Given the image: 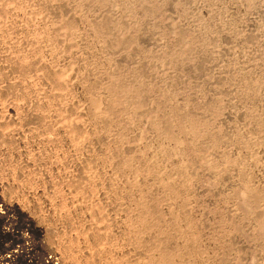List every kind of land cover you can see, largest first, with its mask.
<instances>
[{"label": "rangeland", "instance_id": "374dc122", "mask_svg": "<svg viewBox=\"0 0 264 264\" xmlns=\"http://www.w3.org/2000/svg\"><path fill=\"white\" fill-rule=\"evenodd\" d=\"M68 1L0 0V263L158 264L166 245L168 264H264V0ZM104 12L110 26L100 28ZM107 66L127 86L141 84L144 106L110 109L104 128L89 99L105 98L98 71ZM171 104L205 120L214 137L190 160L184 202L146 171L155 157L178 178L150 122ZM134 182L158 199L162 228L173 210L197 235L135 234ZM246 182L261 190L258 206L242 196Z\"/></svg>", "mask_w": 264, "mask_h": 264}, {"label": "bare ground", "instance_id": "6f19581e", "mask_svg": "<svg viewBox=\"0 0 264 264\" xmlns=\"http://www.w3.org/2000/svg\"><path fill=\"white\" fill-rule=\"evenodd\" d=\"M61 1V0H60ZM68 1V0H67ZM75 1V0H74ZM73 1V2H74ZM77 2H79L81 4V2L83 0H76ZM85 1V0H84ZM95 6L97 7H100V8H104L106 6V4H108V0H90ZM69 2V1H68ZM66 2V3H68ZM54 3V2H53ZM65 3V2H64ZM71 3H72V0H71ZM52 4V3H51ZM57 4V3H56ZM88 4V3H87ZM55 5V4H53ZM52 5V6H53ZM61 5V4H60ZM79 5V4H78ZM74 6V5H73ZM77 6V5H76ZM85 6L89 7V5H86ZM108 6V5H107ZM56 8H59L58 6L55 5ZM63 7V6H62ZM81 7V6H79ZM79 7H77L76 9H78ZM83 7V5H82ZM128 7V5H127ZM153 7V6H152ZM155 7V6H154ZM72 9V7H70ZM110 8V7H109ZM55 9V8H54ZM62 9V8H61ZM86 9V8H85ZM89 9V8H88ZM95 9V8H94ZM93 9V10H94ZM70 10V9H69ZM79 10V9H78ZM83 10V9H82ZM92 10V8H91ZM97 10H99L97 8ZM93 11V14L94 12H100V11ZM153 10V9H152ZM155 10V9H154ZM57 11V9H56ZM106 11H109V10H106ZM84 12V11H83ZM86 12V11H85ZM91 12V11H90ZM103 11H101L102 13ZM80 13V12H78ZM99 13V14H101ZM110 12H108L106 14V12H104L105 15H103L104 17L106 16L107 18L102 20L100 22V25L101 26L100 28L102 27H105V26H110ZM146 13V12H145ZM77 16V13H75ZM84 14V13H83ZM88 14V13H87ZM86 14V15H87ZM98 14V13H96ZM95 14V15H96ZM71 15V14H70ZM81 15V14H80ZM85 15V14H84ZM100 16L101 18L103 16ZM79 16V15H78ZM92 16V15H91ZM119 16V15H118ZM85 18V17H84ZM87 18V17H86ZM95 19V18H94ZM68 20V19H67ZM74 21V19H72ZM80 20V19H79ZM98 20V19H97ZM115 20V19H114ZM63 21V20H62ZM61 21V22H62ZM70 21V19H69ZM82 21V20H81ZM80 21V22H81ZM89 21V19H88ZM92 21V20H91ZM95 21V20H94ZM118 21V20H117ZM115 22V21H114ZM120 22V21H119ZM69 23V22H68ZM72 23V22H71ZM70 23V24H71ZM85 23V21H84ZM98 23V22H97ZM96 23V24H97ZM113 23V22H112ZM74 24V23H72ZM91 24V23H90ZM118 24V23H117ZM116 24V25H117ZM67 25V24H66ZM89 25V24H87ZM112 25V24H111ZM115 25V26H116ZM63 26V25H62ZM84 26V25H83ZM92 26V25H91ZM98 26V25H97ZM114 26V25H113ZM118 26V25H117ZM136 26V25H135ZM86 27V24L85 26ZM88 27V26H87ZM90 27V26H89ZM125 27V26H124ZM127 27V26H126ZM65 28V26H64ZM67 28V26H66ZM122 28V27H121ZM130 28V27H129ZM137 28H139L137 26ZM136 28V29H137ZM68 29H69V26H68ZM86 29V28H85ZM84 29V30H85ZM106 29V28H104ZM118 29V28H117ZM72 30V29H71ZM75 30V29H74ZM91 30V29H90ZM93 30L96 32V30H98V27H93ZM93 30H91V32H94ZM116 30V29H115ZM122 30H124L122 28ZM127 30V29H126ZM124 30V31H126ZM130 30V29H129ZM139 30V29H138ZM69 32H71L70 30H68ZM67 31V32H68ZM114 31V30H113ZM121 32V36L119 35V38L117 39V43L119 44H123L124 40L126 39V36L124 33L128 32V30L126 32ZM73 32V30H72ZM138 32V31H137ZM98 33V32H97ZM96 33V34H97ZM112 33V32H111ZM134 33V31H133ZM93 34V33H92ZM104 34V33H103ZM103 34L101 36H103ZM106 34V33H105ZM104 34V36H105ZM119 34V33H118ZM138 34V33H137ZM91 35V34H90ZM107 35V34H106ZM130 35V34H129ZM176 35V33H175ZM100 36V37H101ZM109 36V34H108ZM195 36V35H194ZM202 36V35H201ZM92 37V36H91ZM106 37V36H105ZM136 37V35H135ZM176 37V36H175ZM99 38V37H98ZM128 38V37H127ZM106 39V38H105ZM134 39V38H133ZM132 39V40H133ZM98 40V39H97ZM101 40V39H100ZM99 40V43H101ZM129 40L131 41V39L129 38ZM128 40V42H130ZM232 40V39H231ZM107 41V39H106ZM206 41V40H205ZM108 42V41H107ZM132 42V41H131ZM197 42V41H196ZM202 42V41H201ZM125 43V42H124ZM136 43V42H135ZM193 43V37L188 40L187 42H185V45L183 47V51L186 53L188 47L190 46V44ZM102 44V43H101ZM103 45V44H102ZM192 46V44H191ZM121 47V46H120ZM125 48V47H124ZM193 48V47H192ZM129 49V48H128ZM128 49L125 50L128 52ZM133 49V48H132ZM136 49V48H135ZM189 50V49H188ZM123 51V52H125ZM130 51V50H129ZM122 52V54H124ZM182 52V53H184ZM129 53V52H128ZM127 53V55H128ZM179 53V52H178ZM172 54V53H171ZM174 54V53H173ZM176 54V53H175ZM108 55V54H107ZM179 55V54H177ZM177 55H176V58H177ZM182 56V54H181ZM184 56V54H183ZM106 57V56H104ZM107 59V58H106ZM183 60V59H182ZM190 60V59H189ZM108 62L106 63H109L110 64V58L108 57L107 59ZM193 61V60H192ZM100 62V61H99ZM190 61H187V63H189ZM191 63V62H190ZM189 63V65H190ZM95 64H96V61H95ZM103 64V63H102ZM181 64V63H180ZM194 65V64H193ZM93 66V65H92ZM95 66V65H94ZM99 66V65H98ZM182 66V65H181ZM184 67V66H183ZM192 67V65H191ZM100 69V67H99ZM134 69V68H133ZM93 70V69H92ZM55 72V71H53ZM92 72V71H91ZM100 72V74L103 76L102 79H104V82L102 84V90H103V93H105L104 95L105 98H102V97H97L98 96V92H97V96L96 97H93V98H90L89 99V104H90V109H91V113H92V116H93V120L95 122H100L104 125V128L105 126H109L110 125V109L114 111H116L115 109H121L122 111L126 110V109H130V103L132 104V109L135 110V111H139V109L142 108L143 103L144 101H142L141 99V95H139V93L141 91H143V89L141 90V84L137 85V86H134V87H129L126 85L127 82H124L123 81V78L121 76H117L118 74L114 75L113 73L110 72V67H104L102 70L98 71V73ZM97 73V74H98ZM132 73V72H131ZM86 74V73H85ZM92 74V73H90ZM89 75V73H88ZM87 75V77H88ZM100 75V76H101ZM91 76V75H90ZM99 76V77H100ZM132 76V75H130ZM84 78V76H82ZM134 77V76H133ZM69 78V77H68ZM81 78V77H80ZM98 78V77H97ZM56 79L57 80H62L61 79V75H58L56 76ZM71 79V78H70ZM93 79V77H92ZM84 80H87L86 77L84 78ZM95 80V79H94ZM98 80V79H97ZM102 81V80H101ZM60 82V81H59ZM79 82V81H78ZM86 82V81H85ZM94 82V81H93ZM96 82V81H95ZM99 81H97V84H98ZM74 83V82H73ZM83 83V82H82ZM87 83V82H86ZM90 83V82H89ZM100 84V83H99ZM98 84V85H99ZM80 85V84H79ZM84 85V84H83ZM88 85V84H87ZM92 85V84H91ZM90 85V86H91ZM96 85V84H95ZM101 85V84H100ZM61 86V85H60ZM131 86V85H130ZM84 88H87L89 87L84 85L83 86ZM94 87V86H93ZM97 87V86H96ZM99 87V86H98ZM143 87V85H142ZM144 88V87H143ZM250 88V87H249ZM148 89V88H147ZM93 90V88L91 89V91ZM101 90V91H102ZM141 90V91H140ZM150 90V89H149ZM166 90V89H165ZM87 91V90H86ZM98 91V90H97ZM147 91V90H146ZM150 92V91H149ZM89 93V91H88ZM145 93V92H144ZM147 93V92H146ZM93 94V93H92ZM96 95V94H95ZM101 95H102V92H101ZM144 95V94H143ZM166 97V96H165ZM144 98V97H142ZM167 99V98H166ZM131 101V102H130ZM167 101V100H166ZM177 102V101H176ZM158 103V102H157ZM162 103V102H161ZM174 103V102H173ZM156 104V103H155ZM166 104V103H165ZM88 105V104H87ZM168 105V104H167ZM169 107H171V110H170V113H167L169 115H163V116H160L159 114H155L151 119H150V122H151V126L152 128L155 130V132L161 136L167 143L168 145L167 146H162L161 144V150L160 152L162 153L163 157L168 160L171 164V167H172V170L175 172V174H177L178 178L177 177H170L168 175V172H162L160 171V163H158V161L156 160V158H152L150 159L148 162H146V171H147V174L150 176H152L154 179H155V187L157 188H160L162 190H164L167 194H169L170 196H172L174 198V200H176L177 198H179L180 202H184L185 198H183L181 195H179V191L185 189V190H188L190 187H189V184L186 182L185 183V176H186V170H187V167L189 165L190 160H193L195 158V156L198 155L197 151L199 150L200 146L204 143L205 140L207 139H214L213 137V133L209 130L208 126H207V122L205 120H201L200 118H197L196 116H193V113L191 112V114L189 113V109H186V110H179L174 104H171ZM149 108V107H148ZM158 107H156L157 109ZM132 109H130L132 111ZM159 109V108H158ZM161 109V107H160ZM129 110V111H130ZM169 110V108H168ZM191 110V109H190ZM119 111V110H118ZM142 111V109H141ZM140 111V112H141ZM167 111V110H166ZM88 112V111H87ZM126 113V112H125ZM160 113V112H159ZM138 114V113H137ZM136 115V114H135ZM91 118V116H90ZM149 121V120H148ZM98 124V123H97ZM73 125V124H72ZM78 125V124H77ZM98 126V125H97ZM100 126V125H99ZM102 127V126H101ZM106 130V129H105ZM101 131V130H100ZM98 138V137H97ZM161 138V139H162ZM100 139V138H99ZM206 142V141H205ZM214 144H215V140L213 141ZM212 142V143H213ZM162 143V142H161ZM217 144V143H216ZM215 144V146H216ZM171 145V146H170ZM160 148V146H159ZM202 148V147H201ZM215 148V147H213ZM200 151V150H199ZM200 155V153H199ZM153 157V156H152ZM198 158V157H197ZM202 158L203 156L201 157V160L199 162L202 161ZM200 159V158H199ZM124 160V159H123ZM197 160V159H195ZM193 160V161H195ZM209 160V159H208ZM198 162V160H197ZM204 162V161H203ZM202 162V163H203ZM227 162L229 161H226V165H223L224 167H222L221 170L223 171H227L228 170V167L229 165L233 164L230 163V164H227ZM201 163V164H202ZM124 166L126 168H129L130 167V164H131V161L130 159H125L124 162H123ZM218 164V163H217ZM191 165V164H190ZM216 165V164H215ZM215 165L213 164V162L211 163V161L209 162H204V166H206L205 168H208L209 170L211 169V172H212V169L213 168H217L215 167ZM169 166V165H168ZM203 167V165H201ZM145 168V166H144ZM204 168V169H205ZM240 169V168H239ZM164 170V169H163ZM206 170V169H205ZM218 170V169H216ZM220 170V173H222ZM145 171V172H146ZM144 172V173H145ZM214 172V171H213ZM218 172V171H217ZM241 172V170H240ZM239 172V173H240ZM143 173V174H144ZM216 173V172H215ZM224 174V173H223ZM241 174V173H240ZM145 175V174H144ZM188 175V174H187ZM218 175H219V172H218ZM150 176V177H151ZM176 176V175H174ZM148 177V176H147ZM146 179V178H145ZM245 179V178H244ZM187 180V179H186ZM238 180V179H237ZM146 181V180H145ZM144 181V182H145ZM248 181V180H247ZM137 182V181H136ZM135 183V182H134ZM146 183V182H145ZM245 183V181H244ZM242 184L241 188H242V196L244 195L245 198L247 197H250L249 199L251 200L252 199V205L250 204V200H249V204L251 206L255 205V203L257 204V201L258 199H260V197H262V193H261V190H259L258 188H255L253 186H251L250 184H248L246 182V184ZM132 184V183H131ZM148 184V183H147ZM146 184V186H147ZM133 185V184H132ZM145 184L143 185H137L136 183L134 184V186L140 191V195L137 199V201L135 202L138 206V212H137V219L135 218V220L137 221L136 224L134 225L133 224V230H135L134 232H136L135 234L137 235H197L195 232L192 233V234H188L187 232V228H183L180 226V223H179V220L181 218V214H176L173 210L170 211L169 213V218H168V221L167 219L165 221L167 225H169L170 227L168 228V230H171V232H169L167 230V228H165L166 226H163V228L161 227L162 225V222H163V225H164V221L162 220L163 218V215H162V212H156L153 207L155 205H157V202H158V199L155 198V200H152V201H148L146 199V195H145V191H147V187L144 186ZM153 186V185H152ZM240 186V185H239ZM149 187V186H148ZM183 188V189H182ZM240 188V189H241ZM238 189V188H237ZM236 191H240V189H238ZM155 191V190H154ZM241 191L239 193H242ZM148 194V193H147ZM163 194V193H162ZM184 196V195H183ZM241 196V195H240ZM168 197V196H167ZM171 197V198H172ZM187 199V198H186ZM242 199V198H241ZM160 200V199H159ZM178 200V199H177ZM248 200V199H247ZM243 202H244V199H243ZM245 202H246V199H245ZM248 202V201H247ZM246 202V203H247ZM259 202V201H258ZM159 203V202H158ZM169 204V203H168ZM158 206V205H157ZM249 206V205H248ZM249 206L250 208H253ZM258 206V204L256 205ZM158 209V208H157ZM249 209V208H247ZM254 209V208H253ZM255 211V210H254ZM177 212V211H176ZM253 213V212H252ZM259 216V215H258ZM185 218V217H184ZM188 219V218H187ZM261 219V218H260ZM260 219H258L260 221V230L262 229V227H264V219L262 218L263 221H261ZM190 220V219H188ZM162 221V222H161ZM160 222V223H159ZM132 223V222H131ZM134 223V221H133ZM165 224V225H166ZM132 225V224H130ZM154 226H156V229L154 230L155 233H153V228ZM189 226V225H188ZM36 227H38V230H41L42 227L39 223L36 224ZM168 227V226H167ZM258 227V228H259ZM45 229V228H44ZM259 230V231H260ZM264 231V229H262ZM261 230V231H262ZM192 231V230H191ZM139 238V237H138ZM167 238V236H166ZM187 240V239H186ZM193 240H191L192 242ZM185 243V242H184ZM190 243V242H189ZM195 243V241H194ZM189 245V244H188ZM168 246L166 245H163L161 246V249L158 250V253H159V257H158V260H159V263L158 264H168L169 261L171 263V260L173 259V252H171L170 250H168L167 248ZM187 248V247H186ZM45 249V248H44ZM196 249V248H195ZM47 250H49L47 248ZM190 250V248H189ZM193 250V249H191ZM196 251V250H195ZM189 252V251H188ZM187 252V253H188ZM197 252V251H196ZM191 253V251L189 252ZM194 254V253H193ZM176 255V254H175ZM190 256V255H189ZM8 256H5V258H7ZM175 257V256H174ZM3 258V257H2ZM1 258V259H2ZM194 258V257H193ZM197 258V257H196ZM54 259V258H53ZM49 261V260H48ZM47 261V262H48ZM54 261V260H53ZM157 261V260H156ZM174 261V260H173ZM2 262V261H1ZM51 261H49L48 263H50ZM192 262V261H191ZM191 262H186L187 264H193ZM185 263V264H186ZM196 263V262H195ZM0 264H8L7 263H0Z\"/></svg>", "mask_w": 264, "mask_h": 264}]
</instances>
